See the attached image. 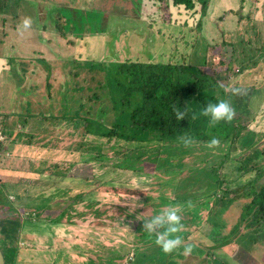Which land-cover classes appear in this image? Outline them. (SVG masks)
<instances>
[{
    "label": "rangeland",
    "instance_id": "obj_1",
    "mask_svg": "<svg viewBox=\"0 0 264 264\" xmlns=\"http://www.w3.org/2000/svg\"><path fill=\"white\" fill-rule=\"evenodd\" d=\"M202 10L199 3L188 10L172 0H0V17L6 13L0 26L7 30L0 31V53L9 66L0 80V106L11 96L8 107L18 113L0 122L5 133H13L12 126L16 133L4 143L11 151L3 145L0 153V180L44 186L48 196L38 204L50 206L55 216L67 209L61 248L77 245L76 253L96 264H264L263 236L255 243L249 239L246 248L236 242L256 226L250 225L251 216L243 219L254 198L246 193L250 186H264V171L254 178V171L238 170L249 155L261 157L264 151V0H208ZM25 18L31 20L28 28ZM38 26H45L44 34ZM242 53L257 55L245 61ZM127 61L197 64L225 88L227 102L236 116L244 113L241 122L248 129L233 145L190 144L171 156L166 168L144 164L140 173L114 167L121 165L120 156L86 152L97 138L83 136L75 112L86 103L98 118L99 106H109L107 98L91 95L103 94L107 70L109 78L120 77L114 65ZM97 64L107 70L91 68ZM240 65H248L244 73ZM19 132L23 142L14 144ZM255 162L264 169V156ZM210 169L224 182H212ZM5 186L19 198L26 195V186ZM4 190L0 202L7 205L14 195ZM81 193L83 200L72 203ZM173 206L181 208L176 233L181 244L165 253L155 235L143 230L144 218ZM241 218L240 234L229 237ZM21 221L0 205V243L18 248L17 264H41L43 252L28 247L27 238L9 237L11 223ZM224 239L230 242L220 245ZM186 245H191L187 253Z\"/></svg>",
    "mask_w": 264,
    "mask_h": 264
},
{
    "label": "trees",
    "instance_id": "obj_2",
    "mask_svg": "<svg viewBox=\"0 0 264 264\" xmlns=\"http://www.w3.org/2000/svg\"><path fill=\"white\" fill-rule=\"evenodd\" d=\"M172 2L174 6H185L188 10H193L197 3L201 4V9L204 10L208 4V0H172ZM246 18L251 19L250 14ZM262 51L264 53V49ZM256 55L242 53L240 57L243 56L246 61L255 58ZM262 55L260 56L263 58ZM232 61H235V57ZM114 66V70L116 73L119 72L120 77L109 78L111 71L102 64L91 66V68L95 67L107 72L105 73L106 81L105 83L101 81L103 87H100L104 89V93L92 94L90 99L97 100L104 96L109 106H106L105 102L106 107L99 106L101 112L98 118H95L91 115L92 106L85 109L87 104L82 103L79 104L75 117L79 118L77 125L82 126L83 136L97 138L94 140L95 143L91 142L93 140L90 141V147L86 149V152L94 154L97 158L107 154L114 157L120 156L123 161L120 167L115 165L116 168L127 170L135 168L138 173L144 171V164L152 165L153 169L166 168L169 162L172 163L171 156L181 153L180 150L190 144L208 145V141L214 137L219 145L220 143L233 145L240 139L242 132L248 129V126L241 122V115L244 114L242 112L236 116L233 110L231 120H221L216 123H211L209 117L203 115V109L207 103H215L218 100L227 101L229 96L215 77L197 64L127 61ZM247 67L248 65L245 67L240 65L239 71L244 73ZM231 69L234 72L233 67ZM178 112L184 113L182 119H177ZM181 137H191V142L185 145ZM83 146L78 149L81 151ZM104 147L110 148L111 151H105ZM261 153V157L264 156V151ZM249 156L245 162L241 161L238 170H243L245 173L254 171V178L263 176L262 164L255 162V158L261 157L251 155L253 158L250 159ZM210 170L208 177L212 182H219V184L224 182L218 179L216 169ZM169 172L173 174L175 170L172 169ZM249 188L251 189L246 194L247 196L253 194L254 198L247 207V213L243 219L245 216H251L250 225L256 226L249 234H242L236 239V242H240L241 245H247L245 242L249 239H253L255 243L257 238L264 237V186L259 190H254L252 186ZM84 196V193L78 194V202ZM0 205L10 209L9 206L12 204L9 201L7 205L1 202ZM42 205L45 206L44 203L40 206ZM65 211L67 209L61 212L62 217L66 215L63 214ZM57 219L61 218H53V220ZM217 221L219 222L218 219ZM238 223L229 237L240 234L239 226L243 223L242 218ZM229 242V239H224L220 245ZM4 248L9 254L8 259L3 251ZM1 249L6 264L8 261L16 264L18 248L1 245Z\"/></svg>",
    "mask_w": 264,
    "mask_h": 264
},
{
    "label": "crops",
    "instance_id": "obj_3",
    "mask_svg": "<svg viewBox=\"0 0 264 264\" xmlns=\"http://www.w3.org/2000/svg\"><path fill=\"white\" fill-rule=\"evenodd\" d=\"M224 9V8H223ZM231 11V10H229ZM4 12V11H2ZM55 12H53L54 14ZM6 13L4 12V14H1L0 18H5ZM54 16V15H53ZM64 16V15H62ZM75 16H78L75 14ZM42 18V17H41ZM54 19V24L57 25V18L53 17ZM1 25V24H0ZM41 29V33L44 34L45 33V26L43 28H40V26H38L37 30L39 31ZM82 27H79L78 30L79 32L82 30ZM13 31H16V27H12ZM0 31H4V33H7L6 29H3L2 26H0ZM35 31V30H34ZM21 32L23 33H27V31L22 30ZM3 48L1 50L4 51ZM7 62L5 61V54L0 53V80L3 78L4 73L7 71V69H9V66H7ZM11 97V96H10ZM8 98V102L6 104V106H0V122H2L5 118H10V119H6V120H13V118L18 114L17 110H12L10 111L9 109V105H10V99ZM23 126H25L23 124ZM0 129L3 130V127ZM4 132V130H3ZM12 132L10 135L8 133L4 134L6 135V137H12L14 136L15 133V128L12 126ZM22 132H19V134L17 133L15 140L13 141V143H19V141L21 140V138L19 137L21 135ZM23 134V133H22ZM22 141V140H21ZM23 142V141H22ZM31 142V141H30ZM28 142V143H30ZM26 143V142H25ZM6 148L4 149V151H11L10 150V146L8 144V141L6 144ZM263 162V161H260ZM32 169V168H31ZM30 171V170H29ZM33 172H38L37 170H33ZM41 172V171H40ZM39 173V172H38ZM52 176V175H51ZM10 183H14L17 185H23L26 186V189H24L23 192H26L25 197H17L12 193H8L6 192L5 189V185L6 184H10ZM28 187L31 189L30 193H29V189ZM44 186H39L34 184V182L32 183L30 182H20L17 179H12V180H5V181H1L0 180V190H4L7 194V196L9 197L10 195H14V200H9L11 201V206L9 209V213L10 215H14V214H19L20 217H22V221L21 223H17L18 225H16V223L12 224L11 222V233L9 234V237H11L12 235H14L15 233L17 234H22L20 235V237L22 239H26L30 242V245L28 247L38 251V252H43L42 254L44 255V259L41 261V264H96L95 262H93V259H89V258H84L83 257V252L79 251L78 253H76V251L80 248L76 245V246H71L67 248H61L60 245V234L62 231V226H64L65 224H63L64 222H62L63 217L61 216L62 214H59L57 216L51 214L50 211H53V209L50 206H40L41 204H38V200H43V198H45L48 195H45V188H43ZM36 188L39 189L38 192H34L36 191ZM47 188V187H46ZM55 200V198H54ZM83 200V198H82ZM81 200V201H82ZM19 202V208H17V206H15V203ZM72 203H78V199L76 196V199L73 200L72 198ZM90 204H93V202H91ZM16 207V208H15ZM22 210V214H20L18 211ZM16 211V213H14ZM54 212V211H53ZM28 216V217H27ZM60 217L61 219H57V220H53V218H57ZM16 226V227H14ZM14 227V229H13ZM15 247V246H14ZM28 249V248H27ZM74 251V252H73ZM27 253V254H26ZM73 253V254H70ZM41 253L39 255H42ZM24 255H29L28 250L25 252ZM18 256V253H17ZM16 264H17V259H16Z\"/></svg>",
    "mask_w": 264,
    "mask_h": 264
},
{
    "label": "clouds",
    "instance_id": "obj_4",
    "mask_svg": "<svg viewBox=\"0 0 264 264\" xmlns=\"http://www.w3.org/2000/svg\"><path fill=\"white\" fill-rule=\"evenodd\" d=\"M30 24L31 20L29 18H25L22 21L24 28H28ZM203 115L209 117L211 123H216L221 120L229 121L232 119L233 109L226 100H218L215 103H207L203 109ZM183 117L184 113H177V119H182ZM181 139L185 145L191 142V137H181ZM216 144H218V140L214 137L208 141L209 147L215 146ZM180 211V207L173 206L147 219L144 218L143 230L155 235V243L165 253L171 252L181 244V237L176 235L182 227L180 223ZM190 250L191 245L184 247L186 253Z\"/></svg>",
    "mask_w": 264,
    "mask_h": 264
},
{
    "label": "built area",
    "instance_id": "obj_5",
    "mask_svg": "<svg viewBox=\"0 0 264 264\" xmlns=\"http://www.w3.org/2000/svg\"><path fill=\"white\" fill-rule=\"evenodd\" d=\"M6 139V135L4 134L3 130L0 129V153L3 150V144L5 143Z\"/></svg>",
    "mask_w": 264,
    "mask_h": 264
},
{
    "label": "water",
    "instance_id": "obj_6",
    "mask_svg": "<svg viewBox=\"0 0 264 264\" xmlns=\"http://www.w3.org/2000/svg\"><path fill=\"white\" fill-rule=\"evenodd\" d=\"M0 264H6L4 254L1 249V243H0Z\"/></svg>",
    "mask_w": 264,
    "mask_h": 264
}]
</instances>
